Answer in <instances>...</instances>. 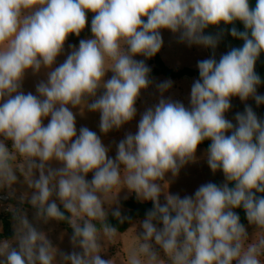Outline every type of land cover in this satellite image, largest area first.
Returning a JSON list of instances; mask_svg holds the SVG:
<instances>
[{"label":"clouds","instance_id":"9594fccd","mask_svg":"<svg viewBox=\"0 0 264 264\" xmlns=\"http://www.w3.org/2000/svg\"><path fill=\"white\" fill-rule=\"evenodd\" d=\"M89 12L91 37L57 65ZM221 24L232 25L243 45L197 62L187 107L164 97L171 80L159 83L160 99L116 144L114 158L100 135L77 130L74 109L98 112L104 135L135 119L152 84L145 61L161 50L162 30L214 50L219 37L205 30ZM261 53L264 0L254 7L250 0H0V190L14 196L17 172L27 188L18 206H8L13 236L0 239V264H115L102 253L119 230L109 213L120 224L130 219L118 206L125 189L153 205L131 226L139 244L126 264H264V120L247 104L235 123L225 115L233 97L264 104L255 71ZM29 71L46 76L35 95L22 90ZM205 140L207 165L223 173V184L170 193L167 177L196 162ZM51 221L71 228L72 251L54 246L38 226Z\"/></svg>","mask_w":264,"mask_h":264},{"label":"rangeland","instance_id":"374dc122","mask_svg":"<svg viewBox=\"0 0 264 264\" xmlns=\"http://www.w3.org/2000/svg\"><path fill=\"white\" fill-rule=\"evenodd\" d=\"M87 18L88 22L86 28L84 31L81 32V35L79 37H68L65 43L64 54L57 58V65L62 63L66 59L67 54L71 51V46L78 47L79 41L81 39L91 37L90 28L92 18L88 14ZM161 34L163 38V46L159 53L166 65L169 66L172 70L176 71L185 67L198 70L197 62L210 58L206 47L199 45L189 46L187 43H182L179 40L178 34L174 35L168 30H162ZM137 59L144 58L137 57ZM145 63L152 70L153 65L151 63V59H147ZM111 75L112 73L109 72L107 74V77L110 78ZM44 79H46V76L44 75L43 71L39 75H33L31 71H29L23 81L22 90L25 93L32 92L35 95L36 85ZM150 79L152 80V84L147 90H143L141 92V96L136 103L137 115L133 121L128 124H125L119 130H112L107 135H104L99 130L100 114L98 112H89L85 110L84 113L81 114L79 109H74V111L76 112L77 130L79 131L80 127L85 126L100 135L103 143L106 146H110L109 155L114 158L116 154V144L124 138L126 133H135L137 131V123L140 119V115L145 111L147 107H151L152 105L156 104L160 99V93L157 89V85L159 83L166 80H171L172 87L164 93V97L171 98L172 100L181 101L185 104L186 107L189 105L191 85L194 80H196L195 78L173 80L167 79L164 76H156ZM257 94L264 95V87L257 88ZM246 104L252 107V109L255 111V113L261 120H264V104L258 106L255 100L252 98H249L247 101L242 102L238 97L231 98V109L225 114L226 118L232 120L233 123H235L236 113H242L245 109ZM47 122L48 121L45 120V124H47ZM205 152L206 151L203 148L198 147L196 153L198 159L196 162L189 163L184 168H182L177 177H167V179L171 180L169 187L170 193L178 194L183 197L185 195H192L200 185L208 182H213L217 185L223 184V173L217 171L215 174H213L211 172L205 159ZM16 175L18 177V183L14 185V196H9L7 190H0V196L8 197V201L6 202L0 199V216L5 215L6 213H10L8 211L9 204L18 206L19 196L25 191H27L26 185L23 183V177L19 174V172H17ZM88 179H91V174H89ZM133 194L134 193H129L127 189L121 191V193L119 194L118 206L120 208L121 213L123 212V208L120 205L121 201L129 199L131 196H133ZM160 201L161 203L165 202L163 195H161ZM116 206L117 205H113V208H115ZM25 207L28 210L29 219L33 220L34 210L31 209V207L28 205H25ZM109 215H111V212L109 213ZM139 221L140 220L133 221L132 225L137 224ZM12 225L13 221H11V228L13 231ZM38 226L48 233L49 239L52 241L54 246L59 247L62 251L65 252L72 251V247L69 241L70 234L66 230H64L58 222L51 221L47 225L40 224ZM248 231L251 236L253 229L251 227H248ZM1 232H3V224L0 220V233ZM138 244L139 240L136 236V227H130V229L125 233H118L113 242L106 243L105 250L107 252L102 253V258L110 259L113 257L115 264H126L128 255L135 248L138 247Z\"/></svg>","mask_w":264,"mask_h":264},{"label":"trees","instance_id":"16d2710c","mask_svg":"<svg viewBox=\"0 0 264 264\" xmlns=\"http://www.w3.org/2000/svg\"><path fill=\"white\" fill-rule=\"evenodd\" d=\"M250 3L254 7L255 0H250ZM88 15L91 16V18L93 16V14L90 12L88 13ZM231 27L232 25L225 26L221 24L219 27L210 26L208 29L205 30V35H213L219 37L218 45L214 50L211 48H207L210 57L214 55L217 61L219 60L222 54L228 52L231 48H238L242 47L243 45L242 40L233 38L230 35ZM235 27L239 31H244V26L239 21L235 23ZM73 36L75 35H70L69 38ZM151 63L153 65V68L149 74L150 78L156 76H164L167 79L173 80H181L184 78H199V71L192 68L185 67L176 71L172 70L169 66L166 65L159 52L151 58ZM255 71L260 76L262 81L258 88L264 87V53H261L259 59L257 60L255 65ZM209 144L210 141L205 140L198 147H201L206 151ZM257 195L259 196L262 194L257 193ZM120 205L123 208L122 215L129 217L130 219L126 220L123 224H120L112 215H109L108 217L109 222L119 229L118 233H125L126 231H128L133 221L143 220L145 218L146 212L153 206L152 202H141L137 200L134 194L129 199L121 201ZM236 211L240 215L241 222L247 226V221L243 209H237ZM0 220L3 224V232L0 233V239L11 238L13 236V231L11 228V213H6L5 215L0 216ZM58 223L64 230H66L71 235V228H69L66 223Z\"/></svg>","mask_w":264,"mask_h":264},{"label":"water","instance_id":"95a60500","mask_svg":"<svg viewBox=\"0 0 264 264\" xmlns=\"http://www.w3.org/2000/svg\"><path fill=\"white\" fill-rule=\"evenodd\" d=\"M0 199L3 200V201H8V197L7 196H0Z\"/></svg>","mask_w":264,"mask_h":264}]
</instances>
